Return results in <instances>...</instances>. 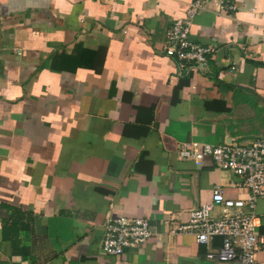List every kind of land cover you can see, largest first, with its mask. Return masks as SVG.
Returning a JSON list of instances; mask_svg holds the SVG:
<instances>
[{
  "label": "crops",
  "instance_id": "0c3cea01",
  "mask_svg": "<svg viewBox=\"0 0 264 264\" xmlns=\"http://www.w3.org/2000/svg\"><path fill=\"white\" fill-rule=\"evenodd\" d=\"M190 1L0 0V264H221L207 258L221 237L173 227L216 186L250 191L178 148L264 138V0L195 16L190 39L215 48L205 66L164 49ZM256 211L264 236V199ZM119 216L148 218L152 237L113 256L104 225Z\"/></svg>",
  "mask_w": 264,
  "mask_h": 264
},
{
  "label": "built area",
  "instance_id": "2783aa9c",
  "mask_svg": "<svg viewBox=\"0 0 264 264\" xmlns=\"http://www.w3.org/2000/svg\"><path fill=\"white\" fill-rule=\"evenodd\" d=\"M210 2L191 0L185 15L174 21L167 31L164 47L167 56L183 64L207 65L215 48L194 42L189 36L195 16ZM219 8L233 9L235 5L221 0ZM178 155L192 160L197 166L202 165L206 157L211 158L218 169L229 170L243 178L242 185L249 189L250 194L247 200L232 199L216 186L212 202L191 210L188 220L174 226L172 232L192 234L201 244L221 237L219 249L207 254L209 260H217L221 264H258L257 252L264 243L256 211L258 200L264 199V138H257L248 145L234 142L213 145L196 140L183 142L178 148ZM215 205L222 207L221 218L211 217ZM151 237L148 218L111 217L104 225L102 249L110 255L121 256L130 248H141Z\"/></svg>",
  "mask_w": 264,
  "mask_h": 264
}]
</instances>
